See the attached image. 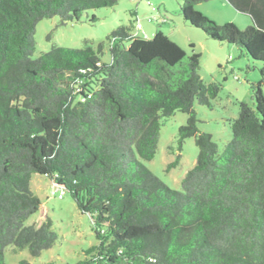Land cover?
I'll use <instances>...</instances> for the list:
<instances>
[{
	"label": "trees",
	"instance_id": "trees-1",
	"mask_svg": "<svg viewBox=\"0 0 264 264\" xmlns=\"http://www.w3.org/2000/svg\"><path fill=\"white\" fill-rule=\"evenodd\" d=\"M203 1L181 0L183 20L261 63L253 106L240 104L221 151L197 126L195 105L212 109L220 90L199 75L198 54L158 28L148 38L120 25L96 48L52 45L34 58L40 20L64 25L118 0H0V264L7 246L36 257L58 238L50 218L24 224L41 207L34 173L91 219L97 244L75 264H264V0H227L250 16L243 30L196 10ZM177 111L178 151L189 137L198 148L182 190L141 162Z\"/></svg>",
	"mask_w": 264,
	"mask_h": 264
},
{
	"label": "rangeland",
	"instance_id": "rangeland-1",
	"mask_svg": "<svg viewBox=\"0 0 264 264\" xmlns=\"http://www.w3.org/2000/svg\"><path fill=\"white\" fill-rule=\"evenodd\" d=\"M181 0H118L112 7L88 10L74 22L61 25L58 17L44 18L36 24L33 57L48 51L52 45L83 48L88 41L94 48L105 43L106 35L120 25L131 27L141 37L150 38L155 28L180 46L186 54L199 55V75L204 82L220 86L218 96L212 100V109L195 105L198 129L211 134L221 151L231 139L229 122L239 116L240 104L253 106L251 84L260 78L259 61L242 55L235 45L208 38L201 29L183 20ZM195 9L216 24L234 23L240 30L252 24L251 18L233 8L227 0H206ZM135 11L136 14H133ZM164 14L166 16H164ZM92 17H95L91 21ZM103 62H110L108 48L103 49ZM264 96V84L261 87ZM187 121V114L175 112L161 120L157 150L150 161L141 162L163 183L174 190H182L181 181L191 169L198 154L194 137L187 138L178 151V129ZM180 155L176 166L169 165ZM30 190L38 196L41 207L25 220V225H39L45 218L52 221L58 238L49 249L32 257L27 249L4 250V264H75L85 258V251L97 244L92 222L87 213H81L70 194L63 188L51 185L46 176L34 173Z\"/></svg>",
	"mask_w": 264,
	"mask_h": 264
}]
</instances>
